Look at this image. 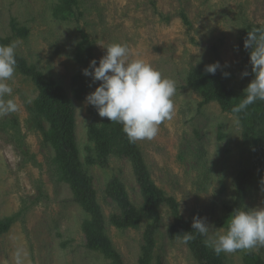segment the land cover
Instances as JSON below:
<instances>
[{
    "label": "rangeland",
    "instance_id": "1",
    "mask_svg": "<svg viewBox=\"0 0 264 264\" xmlns=\"http://www.w3.org/2000/svg\"><path fill=\"white\" fill-rule=\"evenodd\" d=\"M79 1L73 18L62 20L56 15L60 0H0V37L5 45L16 42V54L37 66L71 98L80 159L102 207L106 232L124 264H139L153 221L144 218L137 229L115 224L123 213L109 194L113 178L124 185L138 211L144 199L134 165L120 142L109 145L107 167L93 161L96 150L89 129L111 121L86 103V96L99 83L83 74L86 67L78 60L83 33L98 59L106 53L104 47L122 43L129 48L130 58L144 60L175 81L172 118L159 125L155 138L136 143L166 198L160 205L153 264H200L184 238L169 235L175 222L172 203L185 219L206 218L210 236L226 231L236 177L253 165L255 148L244 142L237 117L224 112L217 102L200 106L202 98L188 80L198 67L219 62L223 81L244 87L246 62L240 36L246 25L264 27V0ZM183 12L190 25L181 17ZM14 25L28 29V34H16ZM77 76L89 82V93L83 98L73 91ZM7 83L18 109L0 116V220L26 212L0 236V264H17L18 257L20 264H112L88 248L83 222L89 214L56 173L55 152L46 137L49 124L35 107V84L17 67ZM254 173L245 210L264 207V174L257 169ZM207 248L217 264H245L249 253L264 262V246L220 254Z\"/></svg>",
    "mask_w": 264,
    "mask_h": 264
},
{
    "label": "trees",
    "instance_id": "2",
    "mask_svg": "<svg viewBox=\"0 0 264 264\" xmlns=\"http://www.w3.org/2000/svg\"><path fill=\"white\" fill-rule=\"evenodd\" d=\"M60 1L56 7V15L62 20H71L80 1ZM181 17L186 24L190 25L186 13H181ZM257 28L262 27L246 25L240 36V46L246 62L245 71L249 73L248 76H245L243 88L226 84L218 69L214 75L208 73L207 65L195 69L188 80L190 87L202 98L200 106L204 107L212 102H217L224 112L237 117L242 127L244 142L255 148L252 153L253 165L248 169L240 170L236 177L235 201L232 206L227 207L225 218H230L235 209L245 210L248 185L254 177V171L257 169L264 174V149L262 148L264 143V101L258 100L239 113L233 112L234 106L244 98V90L254 79L250 63V49H245L244 41L248 32ZM13 31L23 36L28 34V29H19L17 25L13 26ZM5 43L6 41L0 37V45H5ZM93 59H96L97 63L99 62L94 53L92 42L87 34L83 33L78 45V60L88 68ZM16 67L20 73L33 81L38 91L35 107L49 124L46 137L55 152L56 173L59 179L70 187L74 200L89 214V218L83 222L88 248L100 252L112 264H124L120 252L106 232V220L102 207L98 202L92 180L84 170L80 159V152L75 140L74 106L71 98L59 85L47 79L37 66L29 64L18 54H16ZM72 86L74 94L79 98H83L89 93V82L84 76L75 77ZM89 140L94 142L96 150L93 161L102 167L108 165V147L112 141L120 142L132 161L144 199L143 209L141 211L135 209L124 185L117 178H113L109 184V194L123 213V217L117 219L115 224L124 228L137 229L140 227L142 219L153 221L146 233L145 244L141 248L139 257V264H153L156 247L155 234L161 217L160 205L166 200L164 191L151 178L137 143L129 142L121 124L93 125L89 129ZM172 208L175 222L169 228L170 237L173 239L184 238L185 235L190 234L193 238L187 243L199 263L217 264L213 253L208 250L201 235L192 229L193 221L185 219L173 203ZM25 212L26 209L0 220V236L7 233ZM245 264H264V262L254 253H249L245 258Z\"/></svg>",
    "mask_w": 264,
    "mask_h": 264
},
{
    "label": "clouds",
    "instance_id": "3",
    "mask_svg": "<svg viewBox=\"0 0 264 264\" xmlns=\"http://www.w3.org/2000/svg\"><path fill=\"white\" fill-rule=\"evenodd\" d=\"M16 47V42L0 45V116L18 109L11 98L13 88L7 83L15 73ZM244 47L250 49L254 79L244 90V98L234 106L233 112L236 113L258 100L264 101V27L248 32ZM104 48L106 53L99 62L93 59L89 67L83 69V74L91 77L93 83L99 82L98 87L86 96V103L94 106L100 117L121 124L129 142L152 140L159 125L171 119L174 113L175 81L164 77L144 60L130 58V50L125 44L112 43ZM220 67L216 62L207 65L206 71L214 75ZM242 75L248 76L249 73L244 71ZM209 228L206 218H193L192 229L205 236L206 246L217 254L264 246V207L235 209L227 230L218 231L214 236L209 235ZM192 238L190 234L184 236L185 242ZM17 264H20L19 257Z\"/></svg>",
    "mask_w": 264,
    "mask_h": 264
}]
</instances>
